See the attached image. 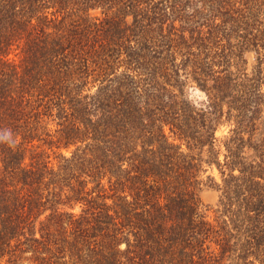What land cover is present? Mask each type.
Wrapping results in <instances>:
<instances>
[{"label": "trees", "instance_id": "trees-1", "mask_svg": "<svg viewBox=\"0 0 264 264\" xmlns=\"http://www.w3.org/2000/svg\"><path fill=\"white\" fill-rule=\"evenodd\" d=\"M0 264H264V0H0Z\"/></svg>", "mask_w": 264, "mask_h": 264}, {"label": "rangeland", "instance_id": "rangeland-1", "mask_svg": "<svg viewBox=\"0 0 264 264\" xmlns=\"http://www.w3.org/2000/svg\"><path fill=\"white\" fill-rule=\"evenodd\" d=\"M192 98L200 100L201 96L197 91H195L192 93ZM223 134H225V129H221L220 131L217 132V136L219 138H221L223 136ZM208 174L214 176L215 179L217 181H219V175H218L216 170H213L212 172H208ZM217 195L218 194L214 189H211V188L204 189L203 193L201 194V199H202V203H203L205 209L208 206L212 207L215 205V203L217 201ZM206 214L208 216H210L211 212L207 211Z\"/></svg>", "mask_w": 264, "mask_h": 264}]
</instances>
